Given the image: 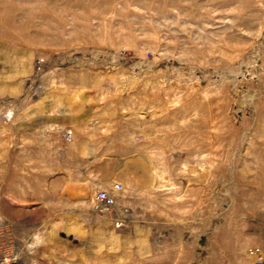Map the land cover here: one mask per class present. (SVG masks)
Wrapping results in <instances>:
<instances>
[{"label": "rangeland", "instance_id": "obj_1", "mask_svg": "<svg viewBox=\"0 0 264 264\" xmlns=\"http://www.w3.org/2000/svg\"><path fill=\"white\" fill-rule=\"evenodd\" d=\"M0 223V264L264 261V0H0Z\"/></svg>", "mask_w": 264, "mask_h": 264}, {"label": "bare ground", "instance_id": "obj_2", "mask_svg": "<svg viewBox=\"0 0 264 264\" xmlns=\"http://www.w3.org/2000/svg\"><path fill=\"white\" fill-rule=\"evenodd\" d=\"M10 61L8 62L9 65H10L9 67H11ZM12 61H14V59ZM34 78H35V76H34ZM37 80H38V83H39V85L41 87L42 86L43 87L47 86L50 83L51 75L50 74H45L41 78H39ZM10 117H11V113H9L7 115V118H10ZM135 162H137V164H133L131 166H127L126 167L125 173L131 178V180L135 183V185L137 186V188L139 190H146V189H149L152 186H154V184L156 183V179H157V174H156L157 172L154 170V168L152 169V172L151 171H147V170L143 169L142 165H139L140 163L138 161H135ZM139 172L142 174V177H138L137 174ZM161 177H162V179H164L163 175ZM116 184L119 185L121 187V189H123V188L125 189L127 187L126 183L123 184V187H122V185L120 183H113V185H116ZM94 191H95V189L91 186L89 181H87L86 179H82L80 182H78L76 184H70V183L65 184L63 186V188H62L61 194L66 196V198L69 199L73 204H76V205H87L89 203V201L87 202L85 200H90L91 201V199L93 198V192ZM77 200H81V201L78 202ZM94 210L95 209H93L92 213L94 212ZM108 227L106 228L107 231H108ZM116 237L113 235L111 230L108 231V232L105 231L104 233H101L98 236V239L96 237V239H97L96 245L100 246L102 244H106L107 247H108L107 249H109V251H113L115 246L117 247V244H118V239ZM35 239L38 240L40 238H34L33 239V243L34 242L36 243L37 240L35 241ZM109 246H111V247L109 248Z\"/></svg>", "mask_w": 264, "mask_h": 264}, {"label": "built area", "instance_id": "obj_3", "mask_svg": "<svg viewBox=\"0 0 264 264\" xmlns=\"http://www.w3.org/2000/svg\"><path fill=\"white\" fill-rule=\"evenodd\" d=\"M66 139L69 141L71 139V134L67 133ZM121 190V187L119 185H115V190ZM95 200V213L98 214L100 218H105V220L110 221L112 226L115 229H118L121 227V222L117 220H111L110 218H113L112 216L115 213V198L109 194L106 191H98L94 195ZM2 223H0V230H4V227H2ZM249 255L253 258L252 264H264V261L262 257L260 256L259 250L252 249L249 252ZM1 260L3 263H11L15 264L16 259L13 257L12 253H2L1 254Z\"/></svg>", "mask_w": 264, "mask_h": 264}, {"label": "water", "instance_id": "obj_4", "mask_svg": "<svg viewBox=\"0 0 264 264\" xmlns=\"http://www.w3.org/2000/svg\"><path fill=\"white\" fill-rule=\"evenodd\" d=\"M69 240H73V238L71 236L68 237Z\"/></svg>", "mask_w": 264, "mask_h": 264}]
</instances>
